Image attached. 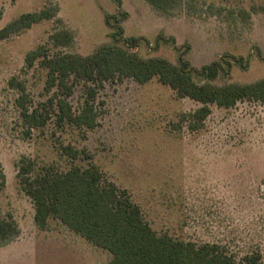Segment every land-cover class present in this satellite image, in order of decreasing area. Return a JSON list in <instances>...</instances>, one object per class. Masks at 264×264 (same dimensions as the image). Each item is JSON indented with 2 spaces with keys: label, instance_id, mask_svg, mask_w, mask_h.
I'll return each mask as SVG.
<instances>
[{
  "label": "rangeland",
  "instance_id": "obj_1",
  "mask_svg": "<svg viewBox=\"0 0 264 264\" xmlns=\"http://www.w3.org/2000/svg\"><path fill=\"white\" fill-rule=\"evenodd\" d=\"M173 1L170 10L161 11L145 0H0V28L24 12L48 8L55 13L0 38V170L5 174L0 216L11 215L18 224L16 236L0 245V264H109L106 249L60 221L37 226L32 201L18 183L16 162L22 156L38 166L68 167L71 161L61 152L65 144L88 153L75 163L92 161L107 180L126 188L157 232L219 242L238 253L259 249L264 259V102L211 104L202 127L191 130L179 117L198 102L178 97L156 77L146 83L123 78L97 89L94 128L58 125L54 114L28 134L22 124L18 91L8 79L26 84L32 106L53 93L45 88L46 68L39 60L31 67L25 63L26 52L39 44L50 53L86 55L116 42L144 58L188 62L199 84L264 78V0ZM106 15L119 21L111 17L108 25ZM61 29L71 31L70 44L50 38ZM215 60L222 67L214 78L199 71ZM85 89L78 81L68 96L75 112Z\"/></svg>",
  "mask_w": 264,
  "mask_h": 264
},
{
  "label": "trees",
  "instance_id": "obj_2",
  "mask_svg": "<svg viewBox=\"0 0 264 264\" xmlns=\"http://www.w3.org/2000/svg\"><path fill=\"white\" fill-rule=\"evenodd\" d=\"M145 1L161 11H168L174 5L173 0ZM54 15L48 8L24 12L0 28V38ZM111 17L119 21L115 16L106 15L108 25ZM118 32L122 33L123 29L118 27ZM50 38L54 44L67 45L72 42L73 35L68 29H61ZM127 40L135 42V37ZM36 60L46 68L45 88L53 90L44 102L32 106L26 84L15 76L8 79V84L18 91L15 102L26 134L33 128L45 126L51 114L58 125L69 123L80 128H94L98 115L94 102L97 89L113 79L132 78L146 83L156 77L170 86L178 97L198 102V107L182 112L179 117L191 130L202 127L211 112V104L229 108L240 100L264 102V78L245 84H199L188 62L176 64L160 56L144 58L116 42L104 43L86 55L50 53L45 44H39L25 54L27 67L33 66ZM220 67L221 60H215L199 71L214 78ZM78 81L84 83L86 96L79 111L75 112L68 96ZM61 152L71 161L62 169L53 164L38 166L29 156H22L16 162L18 183L32 201L33 218L40 228L47 227L51 219L60 221L89 242L106 249L111 255L109 264H264L259 249L238 253L219 242H196L168 232H157L126 188L107 180L94 162L86 165L74 162L89 157L84 149L65 144L61 145ZM4 185L5 174L0 170V189ZM17 233L18 224L13 216H0V245L9 242Z\"/></svg>",
  "mask_w": 264,
  "mask_h": 264
}]
</instances>
